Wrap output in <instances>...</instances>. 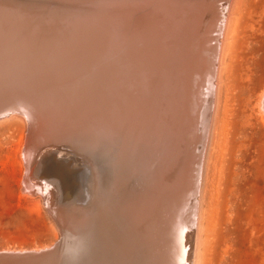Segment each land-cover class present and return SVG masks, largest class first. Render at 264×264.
<instances>
[{
  "label": "bare ground",
  "instance_id": "bare-ground-1",
  "mask_svg": "<svg viewBox=\"0 0 264 264\" xmlns=\"http://www.w3.org/2000/svg\"><path fill=\"white\" fill-rule=\"evenodd\" d=\"M116 1L125 0H0V119L15 113L24 114L29 122L21 146L22 188L27 193L33 197L38 191L48 193L46 186H33L34 177L46 174L58 177L51 176L52 188L57 189L52 193L59 194V185L65 191L71 186L62 209L69 210L74 228L62 248H54L61 251L65 264H194L198 179L214 110L229 0L209 3L212 10L201 18V36L208 42L216 37L214 46L203 49L205 56L199 49L198 56L183 50L198 86L192 100L185 102V119L176 99L167 97L173 101L168 109L163 96L153 101L154 84L162 82L168 71V11L178 0H128L130 16L120 26L106 18L109 13L76 21L81 24L71 23L76 18L67 14L77 11L78 3ZM191 1H181L179 23L187 15L197 17L186 14ZM185 75L189 77L188 70ZM204 81L208 104L201 109ZM149 94L157 115L152 111L155 106L146 103ZM180 100L184 103L182 96ZM177 111L181 125L168 124L172 147L164 138L155 143L158 148L146 147L143 126H153L162 113L167 115L164 123H172ZM156 124L159 127L160 122ZM191 125L197 138L192 148ZM72 152L88 166L83 180L76 181L61 169L68 161L52 160ZM190 197L189 207L185 206ZM53 218L58 222L56 215ZM9 250L24 249L0 251Z\"/></svg>",
  "mask_w": 264,
  "mask_h": 264
},
{
  "label": "rangeland",
  "instance_id": "rangeland-1",
  "mask_svg": "<svg viewBox=\"0 0 264 264\" xmlns=\"http://www.w3.org/2000/svg\"><path fill=\"white\" fill-rule=\"evenodd\" d=\"M229 5L198 179L194 264H264V0ZM28 123L24 114L0 119V250L49 246L61 236L42 193L22 188ZM51 176L34 177L33 186L57 190Z\"/></svg>",
  "mask_w": 264,
  "mask_h": 264
},
{
  "label": "water",
  "instance_id": "water-1",
  "mask_svg": "<svg viewBox=\"0 0 264 264\" xmlns=\"http://www.w3.org/2000/svg\"><path fill=\"white\" fill-rule=\"evenodd\" d=\"M185 4V0H181ZM180 0H174V3H177V6L174 7L171 11L169 10V15H168V35H169V40H167V48L166 54L167 55V69L168 71L166 72L165 77L163 78L162 82L154 84V94L155 96L153 97V101L161 100L159 97L157 98L158 95H161L164 97V100H166L165 105L167 106V109L173 104V101H167V97H171L173 99H176V101H179V106H180V113H182L183 118H186V104L185 102L189 103L192 100L193 97V92L194 89H196L198 86L195 85V79L192 78V74L190 73V68L186 64H188V61H185L184 55H183V50L184 49H190V53L195 52L196 55L200 54L198 49L201 51L202 56H205L203 53V49H208L211 46H214L216 42V37L214 36L213 41L209 40L206 37H202V33H204V29L199 30L200 23L202 21L201 18L203 16H207V9L209 8V3L214 4V0H192L189 2V7L188 11L186 14H192L196 16L190 17L187 15L184 17V20H181L179 23V16L181 15L182 7L184 3H182ZM128 0H125L124 2L116 1L112 2L110 4L106 3H101V4H96L94 6L88 5V4H79L76 5V10L73 12H69V16L74 17V21L71 23H74L76 21H86L87 20H92L95 13H100L102 12L103 15L105 13H109V15L106 17L107 19H113L114 22L118 26H120L121 22L127 18L129 15V11L131 10V7L129 6L130 4L127 3ZM199 2H202L199 6H196ZM129 6V8H128ZM197 10V11H196ZM212 10V8L210 9ZM205 14V15H204ZM30 15V14H29ZM172 16V17H171ZM32 17L34 15L32 14ZM79 17V18H78ZM178 21V23H177ZM207 22V19H206ZM78 23V22H76ZM81 24V23H78ZM214 34V33H213ZM206 36V35H205ZM177 41V42H175ZM211 43V44H210ZM177 45L181 46V49H177ZM203 46V48H202ZM198 51V53H197ZM198 56V55H197ZM191 58V57H190ZM189 58V59H190ZM190 62V61H189ZM188 70L189 77L185 75V73ZM180 71V73H179ZM200 82V80H199ZM206 85V81H204V85H201L200 91H199V106L201 105V109H205L208 104V97L205 96L203 87ZM202 93L200 94V92ZM152 92V91H151ZM184 98V103L180 100V97ZM174 101V103L176 102ZM146 103L150 106H155L152 109H148L149 111H154L156 106V103H152V95L149 94ZM181 105H183V110L181 108ZM264 106V95L262 97V107ZM174 108H177V104H174ZM157 110H155V113L157 115ZM178 113V111H177ZM178 115L176 118L174 117L172 120H174L172 123H167L165 124L164 122L166 121L165 118H167V115H164V113L161 114V117L158 118L157 121L160 122L159 127L157 126L156 122L153 126H146V124L143 126V130H141V133L145 135L146 139V147H156L158 148L159 145L156 146L155 143H159L161 141V138H164L165 140V145L168 147H172V142L170 141L171 139V129L169 128L168 124H174L176 127V124L178 125ZM172 118V117H171ZM181 118V117H180ZM183 118H181L183 120ZM199 121V120H198ZM180 124V123H179ZM199 124V122H198ZM181 125V124H180ZM179 125V126H180ZM193 126H189V131L190 133L193 130ZM153 127V128H152ZM198 129V127L196 126ZM196 129V130H197ZM188 132V131H187ZM194 132V131H193ZM195 134V135H194ZM188 135V133H187ZM158 138V140L156 139ZM188 139V138H187ZM196 131L192 133V136L189 138L188 143L193 145V142L196 140ZM160 140V141H159ZM192 148V147H191ZM150 149V148H147ZM188 158L191 157V155L187 156ZM63 158H65L66 161H68V174H70L72 179L80 180L82 178V174L87 170V165L84 163V161H81L79 159H83V157L80 154H77L76 152L69 153L64 156H60L59 158H56L55 162H60L63 161ZM186 158V162L187 159ZM189 164H191V161L188 159ZM185 162V163H186ZM70 165V167H69ZM73 184V182L71 181ZM70 183V185H71ZM42 184V182H41ZM43 185V184H42ZM69 186V185H68ZM59 185V194L52 193V190L50 193H46L45 195L42 194V197L45 201V204L48 210L56 217L58 218V222L61 225V236L60 239L56 240L52 245L46 246L45 248H40L39 250H31V249H24V250H9V251H0V264H65L64 259L61 257L60 252H55L56 250L54 249L55 246L62 245V241H67L70 236V229L74 228V225L72 223V220H69V217L67 216L68 211L65 207V209H62V205H66L67 197L70 195L69 193H66L67 190H70L71 186H69V189L66 191L63 189V187ZM57 194V195H56ZM56 195V196H55ZM56 197V198H55ZM47 199V200H46ZM48 202V203H47ZM65 202V203H63ZM54 215V216H55ZM70 216V215H69ZM72 222V223H71ZM77 224V223H76ZM33 258V260H31ZM35 258V259H34Z\"/></svg>",
  "mask_w": 264,
  "mask_h": 264
}]
</instances>
